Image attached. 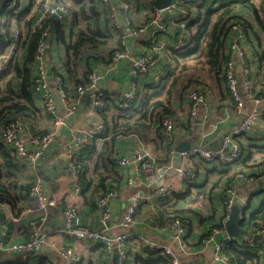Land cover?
<instances>
[{
	"label": "crops",
	"instance_id": "1",
	"mask_svg": "<svg viewBox=\"0 0 264 264\" xmlns=\"http://www.w3.org/2000/svg\"><path fill=\"white\" fill-rule=\"evenodd\" d=\"M38 0H19L16 13L26 12L30 18L29 3H35ZM67 3L66 21L61 24L64 34V40L68 43L76 36L79 25L74 21L72 4L68 0H59ZM88 1V0H86ZM125 1L129 2L130 7L125 10ZM261 0H255L259 6ZM98 11L103 15V32L108 35L106 44L91 48L79 56V67L75 69L77 74H71L66 66V50L60 42L63 37H59L55 32H50L49 41L46 47V57L48 60L47 75L49 77L50 90L56 95L57 87L55 80L64 82V90L67 87L68 101L59 105V115L65 116L66 124L62 126L55 140L49 148L43 153L42 157L35 163L25 158L14 159L18 165V186L12 193V203L1 202L0 213L3 214V220L0 221V232L7 229L8 243L27 242L38 230L47 234V244L39 252H27L22 254H11L0 251V264H63V258L59 256V249L65 245H72L76 252L83 257L81 264H121L119 260L118 245L114 244L111 252L102 250L99 245L91 242H76L67 238L61 232L64 227V209L70 205H77L82 222L91 227H98V220L101 214L99 198L101 194L85 197L82 183L72 174L68 173L66 166L68 164L69 151L76 152L74 142L77 136L90 138L88 147H94L95 150L90 154L83 152L77 156H83L84 161L93 168L96 165L97 153L104 145L114 141V154L116 156H128L142 147H148L157 156L163 159L166 151L148 140H153L155 132L151 129L149 132L127 133L116 135L114 127L118 126L116 119L118 116L117 103L122 97L123 92L128 90L132 81L130 68L132 58L138 54H153L157 58V65L152 68L147 77L139 79V89L141 99L149 104L162 102L169 105V117L178 121L184 127L180 134H175L176 143L174 146L184 140L202 141L204 144L223 147L224 137L232 129L236 128L248 111L253 107L252 99L243 85V66L240 61L233 62L232 71L238 81V90L240 98L243 100V109L237 110L231 91L226 85L223 74L218 78L216 75L203 70H188L185 77L178 81L175 89L171 88L175 77L178 74L176 63L171 58V50L178 46L181 39L180 33L188 31L187 24L180 30L172 28V18L168 21V27L164 24L163 30L155 32L156 29L151 24V17L154 14L156 6L149 0H110L108 4H103L100 0H94ZM203 2V0H201ZM248 6V5H247ZM238 5L236 12L238 19L244 20L245 27H242L239 36L231 32L229 49L233 43H238L246 51L245 61L250 66L252 78L262 80L264 68L260 66L259 54L264 51V33L254 18V14L249 6ZM29 9V10H28ZM26 10V11H25ZM205 12V11H203ZM201 12V13H203ZM118 14L117 18L113 14ZM164 17V16H163ZM163 22V21H162ZM7 18L4 16L0 21V31L4 30ZM248 24V26H246ZM10 34L17 36L18 50H15V56H12L10 62H20L24 64V58L27 54L25 47L21 48L19 44L22 23L13 20L8 24ZM196 29L193 27L192 32ZM9 34V35H10ZM59 39V40H58ZM206 44V43H205ZM204 44V45H205ZM2 45H0V49ZM115 50H124L130 54L128 58H122L114 61ZM178 50V49H176ZM187 49V53H188ZM198 56V54H197ZM193 57V55H192ZM11 60V61H10ZM1 62L0 64L7 65ZM58 77H54L51 68ZM38 62L33 70V75H38ZM98 71L103 73L104 78L101 81V92L107 100L105 110H97L91 99L87 95H79L76 92V80L87 82L85 73ZM73 75V78H72ZM88 75V74H87ZM210 78L212 80H208ZM81 78V79H79ZM264 80V79H263ZM191 84L189 90L198 89L207 94L208 104L204 107H198L197 123L191 130L189 126L190 102L186 95L183 96L184 86ZM80 85V84H79ZM258 90L260 85L257 86ZM170 91L173 92L170 95ZM175 92V93H174ZM257 92V90L255 91ZM263 94V93H262ZM32 96L34 99L35 110L29 113H20L23 120V126L20 129L19 136L22 139H28V136L48 132L53 125L52 119L43 109V91L36 90V85L32 87ZM140 99V100H141ZM141 103V101H139ZM142 104V103H141ZM140 104V106H141ZM70 110V111H69ZM144 108L135 114L137 119L145 114ZM207 120L204 122L203 120ZM155 120H150L153 122ZM105 124L102 132L98 133V127ZM122 121H119V124ZM95 134L94 137H91ZM223 138V142H222ZM243 159L244 162L235 166L226 167L217 163L202 164L195 160H186V165L197 172L196 179L191 183L177 181L171 198L168 203H162L160 206L143 205L137 214V222L131 230V240L126 244L128 259L125 264H136L138 257H147L149 249L142 245V238L152 237L158 241H171L174 236L173 229L164 220V214L167 207L174 205L177 213L181 214L188 226L187 237L183 238L181 244L175 243V248L180 254L183 263L188 260L198 264L213 263V246L217 242L224 240L228 234L226 231H220L214 234L210 233L211 243L203 246L204 239L201 237L207 234L210 229L218 225L224 215L222 191L229 186H236L239 192L237 200L243 202L242 214L255 211L264 202V105L262 114L243 138ZM221 145V146H220ZM221 147V148H222ZM87 149V148H86ZM90 149H88V153ZM121 174L119 181L113 182L121 192L118 197L112 201L113 220L120 217L133 193H147V177L143 182H138L133 187L126 186L127 179L130 176L131 169H118ZM240 172L252 176V181L239 179L236 175ZM40 180L45 194L49 199L57 202L53 213L45 224L39 222L36 213L30 210L32 199L30 189L36 180ZM111 181V180H110ZM196 193L197 197L194 196ZM11 200V199H10ZM172 208V207H171ZM174 209V208H173ZM241 223V222H240ZM243 230L253 236L257 229L264 226V223L251 225L242 224ZM258 241L256 256L261 264L264 262V236H260ZM101 250L104 253H101Z\"/></svg>",
	"mask_w": 264,
	"mask_h": 264
},
{
	"label": "built area",
	"instance_id": "2",
	"mask_svg": "<svg viewBox=\"0 0 264 264\" xmlns=\"http://www.w3.org/2000/svg\"><path fill=\"white\" fill-rule=\"evenodd\" d=\"M154 2L155 0H149ZM196 0H172L169 6L165 9L155 8L154 14L151 17V24L156 29L155 32L163 30V16L168 11L174 14L172 19V28L174 30H182L185 25L190 22L193 16V3ZM103 4H108L110 0H100ZM125 10L130 7L129 2L125 1ZM19 0H0V11L5 7L17 8ZM30 14L34 17L31 31L33 34L40 33L39 44L37 48L38 75L36 78V90L43 91V107L48 116L51 117L52 128L45 133L28 136V139H22L19 136L20 129L23 126V120L20 115H15L11 118L8 124L2 131L4 143L12 148V155L18 158H25L30 162H37L43 153L49 148L50 144L57 137L59 130L66 124L65 116L59 115V105L68 101V93L64 90L62 81L55 80L57 94L54 95L50 90L49 77L47 75L48 60L45 54L46 47L49 41V33L44 31L45 22L49 17H57L58 21L63 24L66 21L65 13L67 12V3L59 0H40L30 4ZM118 14L114 13L113 17L117 18ZM244 20L237 19L232 23V31L239 36ZM181 39L175 49L188 47L191 43V35L189 31L180 33ZM0 45L6 46L5 51L0 54V62L8 63L9 59L14 55L16 45L9 43L8 34L0 31ZM130 54L124 50H116L114 53V61L122 58H128ZM246 51L238 43H233L229 52V62L226 69L223 71V77L226 85L231 91L235 101L237 102V110L243 109V100L240 98L238 90V81L233 74V62L240 61L243 66V85L247 90L248 96L252 99L253 107L248 111L240 124L232 129V131L224 137V146L218 150H207L204 146H195L183 153H177L175 147L166 152V156L161 159L152 152L148 147L142 146L135 150L130 157L119 156L117 164L120 169L130 168L131 173L127 179L126 186L133 187L138 182H143L147 177V193H133L129 199L121 216L113 220L112 201L118 197L121 190L117 186H112L106 192L101 194L99 198V206L101 214L98 220V227L91 228L85 225L80 217L79 208L77 205H70L64 209V227L61 232L67 238L73 239L76 242H91L96 245H102L107 252H111L113 245L117 244L119 249V260L121 264H125L128 259L126 252V244L131 240V230L137 222V214L143 205L155 206L158 202L169 200L171 198L174 186L177 181L191 183L197 177V172L186 165V160H195L202 164L217 163L222 166L231 167L241 163L243 155V138L250 132L254 124L258 122L262 114V106L264 105V94L257 95L255 92V82L252 78L250 66L245 61ZM157 58L153 54H138L132 58L130 74L133 77L128 90L123 92L119 100L121 109H128L133 103H137L141 99L138 80L148 76L150 70L157 65ZM104 75L98 71H92L87 83L80 84L76 88L79 95H87L91 99L97 110H104L107 106L104 95L101 92V81ZM187 101L190 102L189 126L193 130L197 123L198 107H204L208 104L207 94L198 90L192 89L186 95ZM70 111V110H69ZM206 122L207 120H203ZM162 127L165 134L169 137H174L176 133L184 130V127L173 118L166 117L162 120ZM105 124L102 123L98 127V133L102 132ZM93 134L91 137H94ZM97 136V135H96ZM95 136V137H96ZM90 138L77 136L74 142V149L77 151H69L68 164L66 169L68 173L75 178H79L84 171V165L78 163V157L88 147ZM6 145V146H7ZM239 179L252 181L254 178L248 176L244 172L236 175ZM223 210L225 214V222L229 218V214L234 207L239 197V192L236 186H229L222 191ZM194 196L197 197L196 193ZM30 197L32 205L30 210L36 213L39 217V222L45 224L51 217L57 202L49 199L45 194L41 181L36 180L30 189ZM246 206V204H243ZM166 223L173 229L174 236L171 241H158L152 237H143L142 245L147 247L151 252L161 253L168 256L172 260V264H198L188 260L183 263L180 254H178L175 243L181 244L183 238L188 232L186 221L181 217L170 218ZM225 231V228H214L215 233ZM255 235L264 236V226L259 227L254 231ZM47 234L36 231L31 239L27 242L8 243L7 229L0 232V251L11 254H22L27 252H39L47 244ZM237 245L243 250H250L254 253L257 250L258 243L253 239H240L227 236L224 240L217 242L213 246V263L214 264H232L230 256L225 254V249L231 244ZM204 245L211 243V236L204 239ZM77 250V249H76ZM72 245L62 246L58 253L63 258V264H81L83 257L76 252Z\"/></svg>",
	"mask_w": 264,
	"mask_h": 264
},
{
	"label": "trees",
	"instance_id": "3",
	"mask_svg": "<svg viewBox=\"0 0 264 264\" xmlns=\"http://www.w3.org/2000/svg\"><path fill=\"white\" fill-rule=\"evenodd\" d=\"M68 1L72 4L74 21L80 27L76 36L70 43L66 42L64 40L61 23L58 21L57 17H49L46 20L44 31L49 34L50 32H55L59 37H63L60 42L64 45L66 50L67 69L71 74H77L75 69L79 67V56L83 55V53L91 48L106 44L108 35L103 32L102 24L107 19H103V15L98 11L94 0ZM238 5H248L249 8L252 9L254 18L264 33V0L260 1L259 6L255 4V0H203V2H201V0H196L193 3L194 14L186 26L191 35V43L188 47L178 50L172 49L170 52L171 58L176 63V69L178 70V74L171 85L172 89H175L178 81L180 79L182 80L185 77V73L191 69L197 71L206 68V71L216 75L218 78L223 74L229 62L230 49L228 43L232 32V23L239 18L235 10ZM16 10L17 8L5 7L0 11V21L3 20L4 16L7 18L5 28L9 34L10 29L8 28V24H10V22L15 20L18 21L19 24L22 23V28L19 31V44L21 48L25 47L27 49L23 65L16 61L10 62L7 65L0 64V203L6 201L12 203V193L18 186L19 172L18 165L14 163L15 157L12 155V148L3 141L2 131L13 116L20 113L33 112L35 110L32 87L36 85L35 82L37 77L33 75V70L37 63L36 56L40 33L33 34L31 31L34 15L28 18L26 12L16 13ZM245 23L244 21V27ZM246 26H248V24ZM193 27L196 29L194 32H192ZM9 34V43L15 42L17 46L18 35L13 37L12 33ZM1 48H3V50L0 49V54L5 51L6 46ZM187 49L190 50L188 53ZM16 50H18V47ZM15 53L16 52H14L13 56H15ZM258 58L260 66L264 68V51L259 54ZM51 71L54 77H58L53 66ZM85 76L88 78L89 73H85ZM263 79L264 76L262 80L255 79V91L257 90L256 94L259 96L262 95V93L264 94V91L262 92L257 89V86L260 85V89L263 90ZM76 83V85H85L87 82L83 80L82 83L80 80H76ZM190 86L191 84L184 86L183 96L188 94ZM65 91H67V87H65ZM169 94L172 95L173 92L170 91ZM105 101L107 102L106 98ZM140 101L142 104L139 102L133 103L128 109H121L119 102L117 103L119 118L116 119L118 126L114 127L115 134L139 133L143 136L142 133L149 132L153 129L156 138L148 140L147 136H143L147 139L146 141L156 143L161 150L166 152L171 150V148L175 147V137L167 136L162 127L163 118L171 115L169 105L163 104L160 101L149 104L148 101L145 102L144 98ZM142 108L146 110V113L142 114L143 116L137 119L134 116L140 112ZM150 120L155 121L149 122ZM119 121H122V123L119 124ZM94 148L95 146L91 148L87 147L83 155L87 153L89 159L90 154L95 150ZM88 149H90L89 153ZM243 156L244 155L241 157V163L245 161ZM118 157L119 156L114 154V141H111L98 151L96 165L93 168L91 167V171L88 161H84L83 156L78 158V163L84 165V171L80 174L78 179L82 183L85 197L103 194L108 188L114 186L113 182L121 179V174L118 170L120 167L117 164ZM15 161L17 162L16 159ZM169 200L160 201L156 205L160 206L162 203H168ZM171 207L166 208L164 220L167 216L169 219L181 217V214L177 213L174 205ZM242 215L240 227H243V223L251 226L260 222L264 223V202L255 211L250 212L249 215L247 212H244ZM214 228H225V214L222 216V220L218 225L213 226L207 234L201 237L200 243L204 238L210 237V233L213 232ZM185 237H187V235ZM98 247L105 250V247L102 245ZM102 250L101 253H104ZM225 254L230 256L232 264H261L260 260L256 257L258 256L256 253L250 250H243L233 244V242L226 247ZM262 263L264 264V262ZM42 264H48V262H43ZM136 264H172V260L164 254L151 252L149 250V255L147 257H138L136 259Z\"/></svg>",
	"mask_w": 264,
	"mask_h": 264
},
{
	"label": "water",
	"instance_id": "4",
	"mask_svg": "<svg viewBox=\"0 0 264 264\" xmlns=\"http://www.w3.org/2000/svg\"><path fill=\"white\" fill-rule=\"evenodd\" d=\"M171 2L172 0H155L154 5L161 10L167 8ZM174 17H175L174 14H171L170 12L167 11L163 18L162 24L168 27L169 19L171 18L173 19ZM222 142H223V138H222ZM200 145L204 146L207 150H218L219 148L222 147L221 145H220L221 147H218V146H212L210 144H204V142L199 140L197 141L184 140L176 145L175 151L177 153H183L195 146H200ZM243 204H244L243 202L241 203L239 202V200H237V202L235 203L234 207L232 208L229 214V218L225 222V231L229 237L240 238V239H253L254 241L258 242L261 240L259 236H253L240 227ZM3 217H4L3 214L0 213V221L3 220Z\"/></svg>",
	"mask_w": 264,
	"mask_h": 264
},
{
	"label": "rangeland",
	"instance_id": "5",
	"mask_svg": "<svg viewBox=\"0 0 264 264\" xmlns=\"http://www.w3.org/2000/svg\"><path fill=\"white\" fill-rule=\"evenodd\" d=\"M38 1H40V0H38ZM208 80H212L211 78H210V75H209V79Z\"/></svg>",
	"mask_w": 264,
	"mask_h": 264
}]
</instances>
